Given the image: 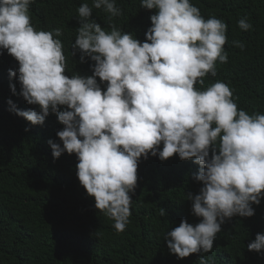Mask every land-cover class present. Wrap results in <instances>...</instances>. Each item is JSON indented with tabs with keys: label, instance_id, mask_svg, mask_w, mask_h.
Here are the masks:
<instances>
[{
	"label": "clouds",
	"instance_id": "clouds-1",
	"mask_svg": "<svg viewBox=\"0 0 264 264\" xmlns=\"http://www.w3.org/2000/svg\"><path fill=\"white\" fill-rule=\"evenodd\" d=\"M47 1L0 0V55L6 50L19 65L8 71L10 90L39 106V111L21 110L8 99V110L34 126L57 116L64 127L56 133L62 146L47 141L53 158L76 156L80 185L94 197L95 209L114 222L117 234L130 223V194L141 159H192L199 166L193 178L203 186L187 197L200 222L182 220L163 239L178 260L196 253L199 264H214L203 254L212 251L221 226L235 216H254L253 205L264 200V113L238 108L222 81L195 87L217 75V62H228V25L215 16L205 19L191 0H140L141 8L154 10L142 42L111 23L122 15L116 0L82 3L72 55L78 51L80 63L94 62L92 75L68 76L58 38L63 29L37 30L31 23L29 11L38 16ZM93 8L109 14L110 30L92 19ZM49 14L61 19L58 10ZM237 26L253 28L247 18ZM160 215L166 216L163 208ZM247 250L264 254V233H257Z\"/></svg>",
	"mask_w": 264,
	"mask_h": 264
},
{
	"label": "trees",
	"instance_id": "trees-1",
	"mask_svg": "<svg viewBox=\"0 0 264 264\" xmlns=\"http://www.w3.org/2000/svg\"><path fill=\"white\" fill-rule=\"evenodd\" d=\"M82 3L91 7L92 0H48L38 16L29 11L35 29H63L58 38L64 45L68 76L92 75L94 62L86 59L80 63L78 51L72 55L79 27L77 8ZM191 3L205 19L215 16L228 25L224 46L228 62H217V75L209 74L203 85L195 87L203 90L222 81L233 91L238 108L249 114L264 113V0ZM116 6L122 15L113 17L111 23L143 42L154 10L141 8L140 0H116ZM49 10H58L61 19ZM108 16L93 8L92 19L105 30H110ZM241 18H247L253 28L239 29ZM233 41H241L244 49L235 47ZM18 67L6 50L0 55V264H199L200 254L178 260L163 239L182 220L192 225L200 222L191 213L192 202L187 197L188 193L198 194L203 186L193 178L199 166L178 155L163 162L158 157L142 158L135 194H130V223L117 234L114 222L95 209L94 197L87 196L80 185L76 156L65 153L53 158L47 141L62 146L56 133L64 127L57 116L50 114L42 126H34L8 110L7 100L11 99L21 110L39 111L38 105H28L10 90L8 71ZM11 83L19 93L17 79ZM253 207L254 216H235L221 226L212 251L203 254L206 258H214V264H264V254L247 250L256 234L264 233V200ZM160 208L166 216L161 217Z\"/></svg>",
	"mask_w": 264,
	"mask_h": 264
}]
</instances>
